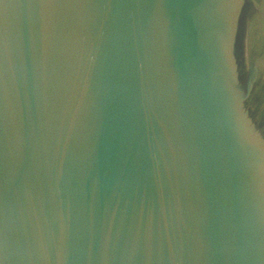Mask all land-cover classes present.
<instances>
[{
  "label": "water",
  "instance_id": "obj_1",
  "mask_svg": "<svg viewBox=\"0 0 264 264\" xmlns=\"http://www.w3.org/2000/svg\"><path fill=\"white\" fill-rule=\"evenodd\" d=\"M0 264H264V0H0Z\"/></svg>",
  "mask_w": 264,
  "mask_h": 264
}]
</instances>
